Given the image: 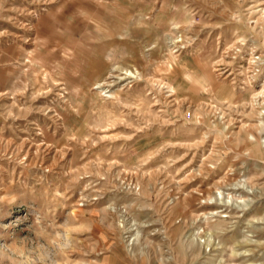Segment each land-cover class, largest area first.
<instances>
[{
  "label": "rangeland",
  "instance_id": "374dc122",
  "mask_svg": "<svg viewBox=\"0 0 264 264\" xmlns=\"http://www.w3.org/2000/svg\"><path fill=\"white\" fill-rule=\"evenodd\" d=\"M0 264H264V0H0Z\"/></svg>",
  "mask_w": 264,
  "mask_h": 264
}]
</instances>
